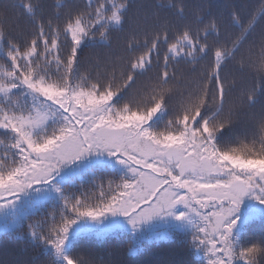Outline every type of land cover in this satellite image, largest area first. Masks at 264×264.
<instances>
[{"label": "snow or ice", "instance_id": "6c2138e0", "mask_svg": "<svg viewBox=\"0 0 264 264\" xmlns=\"http://www.w3.org/2000/svg\"><path fill=\"white\" fill-rule=\"evenodd\" d=\"M10 7L29 27L17 38L0 8V232L46 264H96L91 245L117 236L129 256L183 237L188 259L164 264H264V43L242 55L264 4L222 30L159 0L121 55L88 67L84 50L112 48L133 0Z\"/></svg>", "mask_w": 264, "mask_h": 264}, {"label": "trees", "instance_id": "16d2710c", "mask_svg": "<svg viewBox=\"0 0 264 264\" xmlns=\"http://www.w3.org/2000/svg\"><path fill=\"white\" fill-rule=\"evenodd\" d=\"M15 0H0V8L6 11L7 23L5 27L12 31L14 36L19 38V29L22 28L26 32L29 25L27 20L20 16L18 11L11 8L10 5ZM45 5L46 14H52L56 11L53 5L56 0H42ZM70 4H80L82 0H66ZM159 0H133V8L130 13V22L123 34H115L112 41V48L97 47L86 48L83 53L85 67L94 63L97 59H104L121 55L123 53L124 41L128 35L136 30L137 24H143V18L148 17L151 21V14L157 11L155 5ZM186 5V15L188 21H191L193 15L199 13L207 16L210 12L214 19L220 23L222 30H225L228 23L229 14L235 10H240L243 14L251 13L258 16L261 5L264 0H184ZM167 19L177 26H181L186 21L177 20L168 13H161ZM264 43V23H258L252 37L245 45L242 55L245 59L252 57L255 60L260 52L261 44ZM191 72V69H185ZM230 67L227 73H232ZM239 87H249L251 85L250 75L238 76ZM260 107L250 113L252 118H258ZM90 187V186H86ZM75 191V189H72ZM127 238L126 237H107L103 241L96 242L91 245V252L95 258L96 264H164L169 260H187V249L184 246V240L181 236H176L170 240H162L148 242L140 253L135 256L127 254ZM38 258L39 264H46L47 257L42 255L39 249L28 247L22 240H17L15 234L0 233V264H13L14 261H28Z\"/></svg>", "mask_w": 264, "mask_h": 264}]
</instances>
